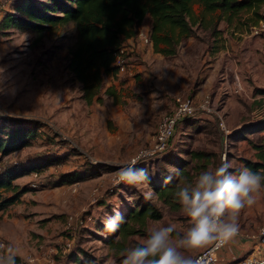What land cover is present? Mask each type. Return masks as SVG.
<instances>
[{
	"label": "rangeland",
	"instance_id": "obj_1",
	"mask_svg": "<svg viewBox=\"0 0 264 264\" xmlns=\"http://www.w3.org/2000/svg\"><path fill=\"white\" fill-rule=\"evenodd\" d=\"M15 2L0 8V13ZM194 11L200 14L198 4ZM234 24L237 26V22ZM235 25L229 28L221 23L219 28L226 35L219 37L197 25L195 35L184 39L176 54L170 56L156 52L150 41L133 52L130 71L105 77L104 101L91 105L81 98V84L66 67L69 49L77 39L73 25L49 31L41 38L16 28L0 30V126L4 118L14 121L10 127H15L16 121L40 123L30 145L2 157L0 168L36 158L61 159L40 173L32 172L15 181L26 192L18 203L0 212V241L5 244L0 249V264H182L211 243L208 240L214 229L209 208L220 195L223 224L251 207L250 223H264L263 186L235 196L237 180L232 183L225 179L222 194L205 191L208 186L213 191L221 184L222 174L214 159L205 178L195 169L190 180L180 177L181 188L200 184V191L196 197L183 198L178 210H171L158 199L149 184L151 171L161 166L174 168L160 164L162 156L149 160L142 175L139 170L131 171L120 187L114 186L119 169L150 145L159 120L173 109L178 97L189 96L202 103L207 95L204 92H208L215 106L213 111L201 112L177 126L171 150L186 160L197 151L224 153L237 159L250 154L251 141L264 139L262 132L250 133L237 143L227 138L219 125L221 118L230 134L264 119V47L253 56L240 44L239 34L248 33V29H236ZM142 29L150 35L149 17ZM228 40L238 52L229 84L222 83L214 58L215 46H225ZM214 66L219 69L212 70ZM208 80L211 87L205 88ZM113 85L118 101L105 94ZM86 162L102 167L86 173ZM195 163L192 160L187 168ZM74 171L85 173V179L55 185L61 174ZM255 181L260 179L255 177ZM138 196L152 200L163 217L149 220L143 234L124 240L115 235V242H122L114 246L109 242V231L117 229L120 207L126 210V203H134ZM82 212L97 214L99 220L76 230L73 236L68 217ZM136 244L158 248L164 257L151 263L137 253Z\"/></svg>",
	"mask_w": 264,
	"mask_h": 264
},
{
	"label": "trees",
	"instance_id": "obj_2",
	"mask_svg": "<svg viewBox=\"0 0 264 264\" xmlns=\"http://www.w3.org/2000/svg\"><path fill=\"white\" fill-rule=\"evenodd\" d=\"M195 4L201 8L199 15L194 11ZM263 6L264 0H16L0 21V30L16 28L32 32L41 38L49 31L73 25L77 39L69 49L66 67L81 84V98L91 105L104 101L102 89L105 77L119 75L114 63L116 54L136 35L147 17L151 20L150 38L154 50L170 56L176 54L177 47L184 39L195 35V26L211 30L213 36L220 32L218 27L221 23H226L231 28L235 25L234 22H237L236 29L249 30L250 26L258 24L262 19L260 11ZM105 94L119 100L114 85L107 87ZM190 118L192 117L183 121H189ZM2 120L4 124L0 126V160L30 145L31 140L38 135L36 126L40 125L37 121H29L31 125L25 124L26 121H16V126L10 127L14 121L9 118ZM222 131L224 132L223 129ZM261 132H264V119L244 125L230 134H224L238 142L247 139L246 134ZM173 138L165 151L152 159L141 160L134 170H139L138 173L142 175L147 170L149 160L153 162L162 156L159 159L160 164L174 168L161 166L162 168L151 171L149 184L158 199L171 210H178L183 205V198L196 197V193L200 191V184L181 188L180 177L185 176L186 180H190V175H193L191 170L195 169L196 173H201L205 178L210 173L207 168L212 166L211 160H216L219 165L217 157L221 155L197 151L194 152L195 156L187 161L182 155L172 152ZM251 144L257 151L256 159L246 158L243 163L251 173L264 175V139L259 142L251 141ZM192 160L196 163L187 168ZM60 161V158H36L0 168V212L18 203L26 192L25 188L15 184L18 178L32 172L40 173L53 162ZM85 166L86 173L88 170L91 173L102 167L100 164L89 162H86ZM83 179L85 173L82 172L63 173L55 181V185L73 184ZM218 189H221L220 183ZM126 204V210L120 207L121 217L116 219L117 229L109 231V242L113 245L115 243L114 246L122 242H115V235H120L124 240L132 235L143 234L149 220H159L163 217L162 210L152 200L143 196H138L134 203ZM86 214H93V223L99 220L97 214L84 212L83 216ZM81 228L85 227H79L77 231ZM135 250L151 263H156L164 257L162 250L144 244H136Z\"/></svg>",
	"mask_w": 264,
	"mask_h": 264
},
{
	"label": "built area",
	"instance_id": "obj_3",
	"mask_svg": "<svg viewBox=\"0 0 264 264\" xmlns=\"http://www.w3.org/2000/svg\"><path fill=\"white\" fill-rule=\"evenodd\" d=\"M12 1L13 0H0V8ZM260 13L262 19L258 24L250 26L248 34L264 38V6L261 8ZM150 41V35L142 29V26L139 27L136 35L129 40V47L126 45L123 46L116 54L114 63L118 68V74H123L131 70L132 64L130 61L133 52H137L138 48H142L144 45L149 44ZM214 109L215 106L210 101L209 94L204 97L202 103H197L193 97H178L173 109L170 112L163 114L159 120L154 139L150 145L140 149L135 156L119 169L118 174L115 176L116 182L114 183V186L120 187L126 180L129 172L133 171L141 160L152 159L165 151L168 143L175 136L176 126L179 122H182L187 117L196 116L201 112H211ZM219 125L226 135L229 134V130L221 118L219 120ZM225 155L226 154H224V157ZM209 212L210 222L214 229L211 243L207 247L199 250L190 261L182 264H218V252L226 245L228 239L231 236L242 234V230L238 227L221 224V195L219 200L209 208ZM83 213L84 212L68 217L70 233L73 236L75 235L77 228L87 227L88 224L94 222L93 214H86L83 216ZM243 235L249 240L256 242L255 250L238 259L235 264H264V223L258 227V230L255 233H244ZM4 245V242L0 241V249L3 248ZM50 261L52 262V259Z\"/></svg>",
	"mask_w": 264,
	"mask_h": 264
},
{
	"label": "crops",
	"instance_id": "obj_4",
	"mask_svg": "<svg viewBox=\"0 0 264 264\" xmlns=\"http://www.w3.org/2000/svg\"><path fill=\"white\" fill-rule=\"evenodd\" d=\"M4 13L5 12L0 13V21L3 19ZM223 24L227 25L226 23ZM218 29L220 32L217 34V37L221 36V34L226 35V33H224L225 30L223 28L218 27ZM244 32L245 31L239 34L240 36H242V41L240 42V44L243 45V48L247 47L248 51L252 53L253 56H255V54L257 55L259 51L264 47V38L251 36L248 33L246 32L244 33ZM228 41L229 43L226 42L225 46L224 45L221 46L219 44L215 46L214 58L216 59L217 65L220 66V69L217 66H214V68L212 69L214 71L219 69L221 75L223 76L224 82L222 83H227V84H229L230 82L229 78L233 72V66L234 67L237 66L234 56L238 54V52L234 51L236 49L234 43L231 42V40ZM210 83H211L210 80L206 81V83H204L205 88L207 86L211 87ZM218 89H219L218 92H216L217 94L220 93L219 92L220 88ZM204 93L209 94L208 92H204ZM262 134L264 135V132H262ZM239 142L241 143V141H238L237 143ZM250 149L251 151L248 156H240L237 157V159L234 157H228L227 155H225L224 157V153L220 157H217L219 160V165L217 166H219L218 169L222 174L221 184H220L221 189L220 190L218 189L219 184H217L216 189H214L213 191L208 190L211 186H208L205 191L212 194H216L217 192H219V195L222 194L220 192H222L221 191L222 189L223 190L225 189V179L231 180L232 183L235 180H237L235 182L236 184L235 196H239V194L242 193H247L250 189L257 186H259L260 189H262V186L264 187V180H263L264 175L261 173L258 174L251 173L245 167V164L242 162L243 159L246 158L252 160L256 159L255 157V154L257 152L256 149H254L253 146H251ZM207 171H210V168H207ZM255 177L260 179V181L256 182ZM252 210L254 211L253 207L246 210L245 213L237 215L234 218H231V221L228 224H223L224 221L223 222L221 221L223 225H229L240 228L242 230V234L231 236L228 239L226 245L218 252V258H219L218 264H235L236 261L241 257H243L247 252H252L253 250H255L256 242L249 240L243 235L244 233H251L253 231L258 230V227L262 224L256 222L250 223L252 222L250 220V217L252 215ZM262 221L264 222V220ZM212 239H213V235L209 238L208 241L211 242Z\"/></svg>",
	"mask_w": 264,
	"mask_h": 264
}]
</instances>
